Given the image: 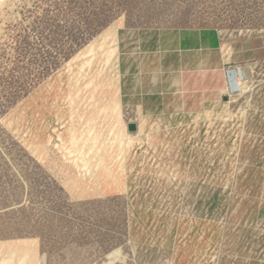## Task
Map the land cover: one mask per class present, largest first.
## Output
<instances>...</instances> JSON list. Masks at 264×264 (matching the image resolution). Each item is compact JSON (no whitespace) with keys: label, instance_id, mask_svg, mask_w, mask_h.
<instances>
[{"label":"rangeland","instance_id":"obj_1","mask_svg":"<svg viewBox=\"0 0 264 264\" xmlns=\"http://www.w3.org/2000/svg\"><path fill=\"white\" fill-rule=\"evenodd\" d=\"M0 264H264V0H0Z\"/></svg>","mask_w":264,"mask_h":264},{"label":"bare ground","instance_id":"obj_2","mask_svg":"<svg viewBox=\"0 0 264 264\" xmlns=\"http://www.w3.org/2000/svg\"><path fill=\"white\" fill-rule=\"evenodd\" d=\"M1 1H4V0H1ZM240 75H241V73H240ZM239 77L236 79V81L238 82V83H236V81L235 82L232 81L234 77L232 75H230V73H229V87H230L231 90L234 91V87H236V84H237V87L240 86L241 76H239Z\"/></svg>","mask_w":264,"mask_h":264},{"label":"water","instance_id":"obj_3","mask_svg":"<svg viewBox=\"0 0 264 264\" xmlns=\"http://www.w3.org/2000/svg\"><path fill=\"white\" fill-rule=\"evenodd\" d=\"M230 75H234L233 74V72H232V74H230ZM238 89V87H237V84H236V87H234V90H237ZM129 130L131 131V132H134V131H136L137 129H138V126H137V124L136 123H130L129 124Z\"/></svg>","mask_w":264,"mask_h":264},{"label":"crops","instance_id":"obj_4","mask_svg":"<svg viewBox=\"0 0 264 264\" xmlns=\"http://www.w3.org/2000/svg\"><path fill=\"white\" fill-rule=\"evenodd\" d=\"M203 44L206 45L207 42L205 40V37L200 36L199 41H198L199 48H202Z\"/></svg>","mask_w":264,"mask_h":264}]
</instances>
